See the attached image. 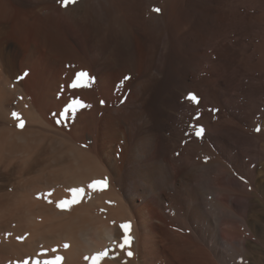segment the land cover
<instances>
[{
	"label": "bare ground",
	"instance_id": "obj_1",
	"mask_svg": "<svg viewBox=\"0 0 264 264\" xmlns=\"http://www.w3.org/2000/svg\"><path fill=\"white\" fill-rule=\"evenodd\" d=\"M99 1L102 2V4L99 3V5H97L96 3L97 7L99 6V8L100 7L102 8V10H105L108 13L110 12L114 17L113 18L114 23L118 26L121 25L123 26V21L125 19L126 11L124 12L123 7L120 5L122 1L121 2L120 0H99ZM132 1L137 6L133 2L132 4H134L138 8H141L143 6L144 0H132ZM150 1L151 0H149V2ZM186 1L187 0H178L177 7H179L181 3H182L181 5H183ZM214 2L215 1L206 0V3H203V5L201 4L202 10L200 13L201 14L200 18H198L199 20H196V13H193L194 18H192V14H190V17L194 21L193 34L197 38L199 37L201 39H205L206 36L211 31L213 34L216 35L220 33L223 27L228 26L231 28L230 36L231 38H233L235 36V31L239 23L245 21V18L241 15V8L239 6L238 0H229V2L226 5L222 7L219 6L218 8L214 5L215 4ZM49 3L51 2L49 1ZM124 3L122 4L125 5L127 2L125 4ZM129 3L131 4L130 1ZM189 3L192 4L191 2ZM195 3L196 0H194V4ZM5 4H6V0H2L0 2V32L2 33V31H5L6 35H4V37L14 39L16 43L15 47L17 48L15 54V58L18 63L17 66H19L23 74L25 72L28 73V75L24 77V81L22 83L23 87L22 85L19 84L21 89L19 90L22 91L21 92L22 99L20 101H22V106L24 109L23 111H26V109L30 108L29 113L30 112L34 114L37 113L38 116H40V118L43 116L44 119L45 116H47L50 119H52V117L55 118L54 114L56 111H58V107L61 104L60 101L56 99V94L57 91L60 90L59 85L62 84L60 83L62 78L61 76L64 74V73L62 75L60 74L62 70V66L67 60L86 59V56L84 55L85 53L83 54L78 39L75 37L74 32L68 25L69 22L67 16L65 15V10L61 8L59 9L57 7H53L49 4L42 5L39 8H37L39 6L38 4L33 8L28 7V18H24L21 14L25 12L26 9L19 4V6L22 7L18 6V12H19L18 17L17 18L13 17L14 18L13 20H10L11 16L9 17L10 25L8 26V31H7L5 30V24L1 22L7 14L10 15L7 10V8L10 5L7 7L8 4L6 6ZM11 5H13V2ZM125 6H127V4ZM97 7L95 8L97 9ZM23 8L25 9V11ZM90 8L92 9V7ZM127 8L126 9L128 10V12L129 10L132 9V7L130 6H127ZM15 9L16 8H14V12L17 11ZM145 9H147V6L146 8L144 7V10ZM33 10H35L36 12L34 15H31L32 14L31 12ZM47 10H49L48 13L46 12ZM134 10H136V8ZM130 12L132 13V11ZM146 12L147 11H145V13ZM151 13H152L151 15L153 16L154 13L152 11ZM151 15L150 17H152ZM213 17H215L214 21H213ZM254 17L260 23H264V9L260 10V13L254 15ZM128 18L131 17H129L128 15ZM155 19L158 20V18ZM175 19L176 20L173 23L172 30H173V34L179 38L182 29L187 24L186 23L187 21H185L180 16L179 17L177 16V18ZM4 20L6 23V18ZM146 22L148 23V21ZM144 25L146 26V24ZM58 28L62 29V32L59 34V36H55V40L53 41L52 48L50 49V45H49L51 41V39H49L50 36L49 35L47 36L49 39V41H47L45 35L47 34V31H50L51 29L58 30ZM58 32L56 34H58ZM182 36L184 37V35ZM262 36H264V29L261 30V37ZM180 42L181 41H178L176 43V49H178V51L180 52H183L185 51L183 49L184 44H180ZM59 46L62 48L66 47L68 53L66 54L64 52L66 50L64 48L65 50L63 52L65 53V55H62L60 61H58L57 64L56 55H52L51 50ZM61 50L63 49H60V51ZM58 52H56V54ZM105 58L103 61H105L108 57L106 59ZM100 63L103 64L105 62L103 63L100 62ZM9 66L6 64V58L0 54V177L10 179L9 172L14 171V173L19 175L20 178V179L17 178L16 185L21 186L23 183L27 184L26 182L27 176L29 180V177L31 176L30 174H33V172L39 173L40 175H43V181L41 182V186L35 187L34 191L35 190L42 191L45 188L49 190L48 193L46 194L44 190L43 191L44 193L43 195L40 196L41 197L40 199L36 198L34 199V201H30L28 203L27 215L25 213L24 214L26 215V218L28 220L26 221L28 222L27 224H28V230L30 229V234H28V236L25 238L24 241L23 239H21L22 242L14 241L12 239L14 235L11 236L12 235L11 233L9 238L8 235L7 237H4V235L0 236V241H1L0 256L2 259L6 260L8 258H13V257L22 258L26 255L28 256V253L31 252L34 253L36 250L40 249L41 251L39 250L40 253L38 255L41 256V258L47 259L48 254H49L48 256L49 258L55 255H57L55 257H59L62 254H66L67 261L69 260L71 262L72 260L75 261L79 260L80 261L79 264H87V262H85V260L87 261L86 255L88 254L92 256L96 255L95 253H98L99 251L102 250L104 246L110 243L113 245V247L112 246L111 247L114 248L113 252L116 253L115 256L116 258L113 259L112 262L106 259L104 261L106 262L105 264H115L118 263L117 260L120 261L121 259H123V261L125 260V264H233L234 263L233 255L234 256L241 255L244 257V259L252 258L253 262H257L258 264H263L262 262H264V163H263V167L261 168L258 165L257 171L258 172L260 171L259 172L260 174L256 171L255 165H256V161H259V163L261 161H264L263 160L264 159V118L263 119L255 118L254 120H251L249 119L250 117L245 116L244 117L245 119L243 120H239V121L232 120L226 125L227 133H230L231 135L232 134L244 135L245 139L242 142L247 147H250V149L252 148L255 150L254 153H252V151L249 149L251 152L250 153L248 150L246 151V149L248 148L245 147L246 148L245 154L246 152H248L250 154V157L247 158L248 160H245L246 158L244 159L245 160L243 161L244 164H242V166H244L243 171L240 167V170L243 172L242 176L238 175L237 177L235 176V178L232 177L233 173L230 170V169L234 170L235 162H233L232 160L233 158L227 160H223L225 157L222 158L221 162L226 167H229V171H228L229 175H227L226 173L225 174L229 176L230 180L235 179V182H233V184L235 183L240 187V189L236 188L237 191H235V188L232 190V188H230L229 186L227 187L223 183V180H221V177L224 176L225 174L224 175L220 174L221 175L220 180L217 178L219 181L214 180L210 175H208L207 177H203L199 174V164L197 160L195 161L194 155H192L189 152V149L195 148L197 150L199 147L198 146L199 144L196 143L195 140H193L194 138L190 140L188 139L189 137L187 138L186 136H183L181 134H178L177 137L172 136L170 138L167 136L161 137V135L159 137L156 134V132L152 130V127L148 125L150 120L149 121L147 120V122H145L143 126L140 125L139 127L137 126L139 122L137 124L136 122L142 119L145 113L141 106V103L139 102V96H142L143 98V95L140 94L144 93L142 92V90L147 84L146 83L147 81H145V85H144V81L143 82L141 81V83H139L138 85L137 83H135L137 86L134 85L136 88L134 87L135 88L134 93L132 92L133 95L131 98V107H129L130 105L125 106L124 104L123 105V107L125 106L124 108L120 106V108L122 109L120 108L113 110L111 109L107 118H105V120L103 121L102 125L99 123L100 126L98 123H96L97 121L95 122L92 121L95 120L96 118L92 119L90 117L92 115H90L89 117L84 116L83 115L84 113L82 112V115L84 117H87L86 120L87 122L89 121L88 118H91V121H89L88 123L84 121L87 124L84 123V125H82L84 127L81 128L82 130L80 134L83 135V137L86 138L87 135L95 136V134H97L96 137H93L95 138V142L98 143L99 141L102 140V142L106 143L107 146L108 144L112 145L114 142H118L122 138V135L124 134L127 135L128 137L127 141L125 140L126 149L127 147L131 146V143L133 144V142H136L134 143V145H132L133 148L130 147L132 149L135 148L136 153L134 154L128 153L127 157L124 155L126 157L124 161L127 159L128 160L131 159L128 162V164L130 165L132 162L134 164L135 172H132L131 170L132 175L129 178L130 183L127 184V186L129 185L131 192L135 193V198L137 197V199L135 200L134 203L133 202L130 203L128 198L129 196L128 195L126 196V194L124 193L125 195L124 194L122 195L124 196V199L123 200L121 199L122 200L121 208L118 209L116 208V210L113 209L114 205L108 206L104 203V206L106 208L108 207L109 211L113 215L114 213L115 216L127 213L131 217V219H129L130 221L127 222L130 223V236L132 238L131 244L130 247H126L124 250H121L119 247V243L121 242L122 230L119 227V225H121L119 221L113 223L111 220L102 219L100 218V216H98L99 212L97 215H92L89 208V204H87V201H83V200L79 204L75 203L70 205V207L63 209L58 208L56 206L57 202H60L65 199L67 200L72 199V194L69 191H67L68 188L67 189L63 188L62 185L63 183L64 184L66 183L70 187L71 185L73 186L80 185V187L85 186L87 188L89 183L85 181L86 180L88 181L90 177L96 178V176L99 175V173H102L101 171H103V169H106L104 168L106 165H104L101 161L102 158L100 153H98L95 150L96 143L95 144L92 143L94 146L91 145L89 148L90 149L89 152H87L89 154L86 153L85 155L83 154V152L82 153L78 152L77 146H76L77 148L75 147L76 149L71 147L73 150L71 148L61 146V144L63 145L64 140L60 141L61 144H59L60 142H58L57 140H55V142H53L54 141L53 139L51 141L46 140L45 137L47 136H45L42 140H38L39 138L36 139L33 136H32L33 138L31 137V139L29 137H27L28 138L27 139L24 138L23 131L17 132L18 136L17 135L14 136V133L12 135V132L16 133V128L10 126L13 125L10 124L11 119H13L11 118V115L14 112L13 103H14V99L16 98L15 95L17 94L15 92L19 90L14 88V84L12 82V77L10 74L11 72L9 71L11 68H9ZM106 67L108 66L106 65ZM97 68H100V66ZM101 71H103V68ZM125 71L126 69L123 68L122 70H119V73L117 70L116 72L118 74L116 75L111 74L113 70L110 73L106 71V73L103 72L102 74H100L103 79L101 83L105 87L104 88L105 92L109 93L112 90L114 84L113 82L119 78L120 73H124ZM120 77L122 78L123 76ZM16 84H17L16 87H19L18 83ZM28 99H29V103H28ZM144 101L145 100H143V102ZM28 104H30L29 106L31 107H28ZM143 107L145 106L143 105ZM27 112L23 114L28 115ZM92 117L94 118V116ZM45 120L44 122L46 123ZM49 121L50 120H47V123H49ZM33 122L34 121H32V123ZM54 123L56 125V122ZM103 124L106 125L104 126ZM135 127H138V130L140 129L141 131L140 133L138 132L136 135L133 136L131 131L132 128L133 130H135ZM257 127H259L260 131H256ZM59 129L60 127L57 129L59 133L60 131L61 133L62 132L64 133V135L62 133V137L64 138L65 136V139L67 141H72L71 143H73L80 135V134L76 135L77 134L76 127H74V129H71L72 131L69 130L71 131L70 133L69 132L65 133L66 130L62 131V129L60 130ZM58 131H56L55 133H58ZM20 132H22V135ZM81 138L82 137H78V139L80 140L84 139ZM182 141L185 142L184 148L185 150L188 151H183L182 153L180 152L181 153L180 156L178 158L176 157V159H178L176 161L179 160L181 161L179 167H176L177 164L176 165L174 164L175 157L172 154L173 150L171 148L175 144H176L175 148L179 147L178 144L180 142L182 144ZM229 141L228 142L226 141L225 143L222 142L219 148H221V150L227 149L228 153L230 152L232 153L233 147ZM100 144L102 145L103 143ZM21 148H23L24 150H22ZM25 149H28L27 153ZM160 149L162 151H160ZM86 150L84 151L86 152ZM213 150L214 149H212V152ZM242 151H244V149H242ZM217 155L219 157L222 156L218 152ZM140 157H143V159L141 160ZM239 158L241 159V157ZM213 163H214V159L211 160L208 164H210L211 167H213V165L215 167V164ZM113 167L114 165L111 164V168L110 167L107 168L109 170V174H111L110 181H114L115 179L119 178L115 176L116 171L114 172L115 168ZM204 167L208 168V165ZM123 171L125 172V170ZM123 171H122V175H123ZM104 172L105 170L103 171L102 174L106 175L107 173L104 174ZM119 179L121 180L124 178H119ZM12 180L14 179L12 178ZM86 183L87 186L85 185ZM68 186H65V188ZM31 188L34 187L32 186ZM111 191H113L112 188ZM49 193H51V195H49ZM98 193L101 196L104 194V193L101 194L102 192L100 193V191H98ZM98 193L97 191L88 192V195L92 197L91 201L93 203L104 201V200L100 201L101 197L98 195ZM208 194H212L214 195V197L216 196L217 198L219 197V199H217L216 197L214 199H217V201L219 200V202L221 204L223 203V205L220 206L221 204L219 205L218 202H216V200L209 199V197H207ZM11 195L12 193L0 187V208L4 207L6 204L9 203ZM113 195L116 196L115 194ZM118 198L119 197H117V199ZM49 200L53 202L49 203ZM167 200L173 202L172 204H175L178 211L180 210L179 212L181 216H178L179 214L172 216V214L167 212V208H169L168 206L169 204L166 206ZM114 204L116 203L114 202ZM184 208H186L185 210L187 216L186 220L182 217V213H181ZM6 211L8 210H5V212ZM9 213L7 214L10 215ZM2 214H0V230H3V232L6 229H11L10 226L13 220L17 219V221L18 220L21 221V219L15 216V214L10 216L6 215V213H4L3 215ZM126 221L123 223H126ZM23 226L26 227L21 221V226L18 227L21 228ZM182 228L185 230H182ZM22 231L20 233H22ZM15 236L13 238H15ZM64 240H68L67 242H71V245L66 243L67 247H65ZM44 249L46 251L47 250L49 251L47 256ZM129 250L133 253L131 257L127 255V251ZM63 256L64 255H62V258ZM75 264L78 263L75 262ZM91 264H94V261Z\"/></svg>",
	"mask_w": 264,
	"mask_h": 264
},
{
	"label": "rangeland",
	"instance_id": "obj_2",
	"mask_svg": "<svg viewBox=\"0 0 264 264\" xmlns=\"http://www.w3.org/2000/svg\"><path fill=\"white\" fill-rule=\"evenodd\" d=\"M1 1L2 0H0V2ZM49 1L51 3H49ZM129 1L131 2V4L129 3ZM177 1L178 0H174V1L173 0H151L149 2V0H146V1L144 0L143 6H142L143 8L142 7L138 8L136 7L137 5L132 0H124V1L120 0L121 2L120 5L123 7L124 12L126 11L128 14L125 12V19L123 21V26L122 25L118 26L114 23V19H113L114 17L110 12L108 13L105 10H102L101 7L100 8L99 6L97 7L99 3L102 4V2H100L99 0H77L75 4L70 5L67 8L61 7V5L57 3V0H15V1L6 0L5 6L7 4H8L7 7L10 5L8 8L6 7L10 15L7 14L8 16L6 15L1 21L3 22V24H5V30L8 31V26L10 25L9 17L11 16L10 20H13L14 19L13 17L15 18L18 17L19 4L22 5L26 9L25 11V9L23 8L25 12L22 11L23 13L21 14L24 18H28V7L33 8L34 6L39 4V6L37 7L39 8L42 5L49 4L53 7H57L59 9L61 8L65 10V15L67 16L68 22H69L68 25L74 32L75 37L78 39V42L80 44V48L83 54L85 53L84 55L86 56V59H81V60L71 59V60H67L63 64L62 70H61L62 73L60 72L61 75L64 73L61 76L63 79L61 78V81H60V83L62 84L59 83L60 90L57 91V94H56V99L60 101L61 103L59 106L60 108L58 107V111L55 112L54 114L55 118L52 117V119H50L47 116H45V119H46L45 120L44 116L41 117L42 118L41 119L37 113L35 114L31 112L29 113L30 108L26 109V111H23L24 109L22 106V101H20L22 99L21 97L22 91H20L21 90L20 85H22L23 87L22 83L24 81V78L19 79V80L17 79L18 77L23 75V72L21 71L19 66H17L18 63L15 58V54L17 51V48L15 47L16 43L13 38L4 37V35H6L5 31H2V33L0 32L1 33L0 35V54L6 58V64L8 66L10 65L9 68L12 69V70L11 69L10 70L8 69V70L11 72L10 74L12 77L14 88H16L17 90L20 89L19 91L15 92L17 94L15 95L16 98L14 99V103H13L14 104L13 111L19 114L21 120L24 123V128L15 126V125H18L17 123H20V121L18 122L11 115V118L13 119H11L12 123L10 122V124H13V125H10V126L13 128H16V133L12 132V135L14 133V136L16 135L18 136L17 132L23 131L24 138L29 137L31 139V137L33 136L36 139L39 138L38 140H42L45 136H47L45 137V139L48 141H51L52 139L54 140L53 142H55V140H57L58 142L64 140L63 145L61 144V142L59 143L61 144V146L68 147V148H71V147L75 148L77 146L78 152L80 153L83 152V154L85 155L87 152H89L90 146L91 145L94 146L93 144L96 143L95 150L98 153H100L101 158H102L101 161L104 165H106L104 168L106 169L109 167L111 168V164H113L114 165L113 168H115L114 172L116 171L115 176L119 178H124L126 180V181L124 179L120 180L119 178H117L115 179L116 181L114 180L115 182L110 181L111 174H109V170L107 169L106 171V169H103V171L105 170L104 174L107 173L106 175H103L102 174L103 171H101L102 173H99L100 176L97 175L96 178L90 177L91 179L89 178L88 181L87 180L85 181L90 184L92 181L107 178V188L104 189L103 191H100V193L102 192L101 194L103 193L104 194L101 196L99 195L97 191L98 195L101 197L100 201L104 200L103 202L93 203L91 201L92 197L88 195V192L94 191V190L88 189V187L86 188L84 186L83 188L87 189L86 190L87 194L82 195L81 201L77 203V204L81 203L82 200L87 201V204H89L91 214L97 215L99 212L98 216H100V218L102 219H108V220H111L112 222L119 221L121 224L125 222L126 220H127L126 223L129 222L130 221L129 219H131V217L127 213L120 214L117 216H115V213H114L113 215L109 211L108 207L106 208L104 206V203L108 206L114 205L113 206L114 208L113 207L112 208L116 210V208L117 209L121 208L122 200L124 199V196L122 195L124 193L126 194V196L127 195L129 196L128 198H129L130 203L131 202L134 203L135 200L137 199V197L135 198V193L131 192L129 185L127 186V184L130 183L129 178L131 177L132 172H135L134 164L133 162L130 165L128 164V162L131 159L130 160L127 159L124 161V159H126V157L128 156V153L129 154L136 153L135 148L132 149L133 148L132 145H134V143L136 142H133V144L131 143L130 147L132 148L127 147L126 149V141L128 137L127 135L123 134L122 138L118 142H114L112 145L108 144L106 146V143L102 142L101 140L99 141L100 143H103L101 145L99 142L98 143L95 142V138H93V137H96L97 134H95V136L87 135L85 138L83 137V135L80 134L82 130L81 128L84 127L82 125H84V123L87 122L86 121L87 117H89L90 115L94 116V118L90 116L92 119L96 118L95 120H92V121L94 122L97 121L96 123L98 124L100 123L102 125L103 121L105 120V118H107L111 109L112 110L119 109L120 106L123 107L124 104L125 106L130 105L129 107H131V98L136 88L135 86L141 83V81L142 82L144 81V85H145V81H147L146 82L147 84L145 85L146 90L144 87L142 90V92L144 93L140 94V95H143L144 99L142 98V96H139V102L141 103V106L144 112L146 113V115L144 113V117L136 122V124L139 122L137 126L138 127L139 125L143 126L144 123L147 122V120L148 121L150 120L148 125L152 127V130L155 131L159 137L161 135V137L167 136L170 138L172 136L177 137L178 134H181L183 136H186L187 138L189 137L188 139L190 140L194 138L193 140H195V142L199 144V145L197 144L199 147L197 146L198 147L197 150L195 148H191L189 149V152L192 155H194L195 161L197 160L199 164V174L201 176L207 177L208 175H210L214 180L219 181L221 177L220 174L224 175L226 173L227 175H229L228 173L229 167H226L221 162L223 157H225L223 160L233 158L232 160L233 162H235L234 170L230 169L231 172L233 173L232 177L235 178V176L237 177L238 175L242 176L243 174L242 171L244 167L242 166V164H244L243 161L248 160L247 158L250 157V154L248 152H246L245 154V149L248 148L246 149V151L248 150L250 152L251 150L252 153H254L255 151L254 149L252 148L250 149V147H247L242 142L245 139L244 135H238V134L231 135L230 133H227L226 125L232 120H235V121L243 120L245 119L244 118L245 116L250 117L249 119L251 120H254L255 118L256 119L264 118V36L261 37V30L264 29L263 27L264 23H260L254 17V15L260 13V10L264 9V0H238L239 6L241 8V15L245 18V21L239 23L235 31V36L233 38H231L230 36L231 28L228 26H225L222 28L220 33L216 35L213 34L211 31L206 36L205 39H201L199 37L197 38L193 34L194 21L192 18H194L193 13H196V20H199L198 18H200V15H201L200 13L202 10V5L203 3H206V0L204 1L196 0L195 4H194V0H187L183 5H181L182 4L181 3L179 7H177L178 5ZM188 1L191 2L192 4H190ZM211 1H215L214 5L217 8L219 6L220 7L224 6L229 2V0H224V1L223 0H211ZM12 2H13V5H11ZM124 2L125 3L127 2L126 3L127 6L132 7V9L129 10V12L127 10L129 7L127 8ZM132 2L136 6L132 4ZM122 3H124L125 5H123ZM197 5L198 6L200 5V6L198 7ZM22 6H19V7H22ZM146 6H147V9L144 10V7L146 8ZM90 7H92V9ZM95 7H97V9ZM14 8H16L15 10L17 11L14 12ZM133 8L134 9L136 8V10H134ZM155 8H159L160 11L159 12L153 11V9ZM48 11L49 10H47L46 12L48 13ZM130 11H132L133 14ZM134 11L136 12L138 11V12L136 13ZM145 11L147 12L145 13ZM151 11L154 13L155 16L151 15L152 14ZM35 12L36 11L33 10L31 12L32 13L31 15H34ZM138 13H140L141 15ZM171 13L173 14V16ZM190 14H192V18L190 17ZM128 15L131 18H128ZM150 15L152 17H150ZM177 16L178 17L180 16L185 21H187L186 22L187 24L182 29L179 38L173 34V30H172L173 23L175 22L176 20L175 18H177ZM5 18H6V23L4 20ZM155 18H158V20ZM107 20H108V23H107ZM214 20H215V17H213V21ZM146 21H148V23ZM144 24H146V26ZM58 30L51 29L50 31H47V34L45 35L47 38L46 39L47 41L51 39L50 44H49L50 49L52 48L53 41L55 40V36H59V34L62 32V29L58 28ZM57 32L58 34H56ZM48 35L50 36L49 39L47 37ZM182 35H184V37ZM178 41H181L180 44H184L183 49L185 51L180 52L178 51V49H176V43ZM55 48H57L58 50ZM55 48L51 50V53L52 55H56V58H57L56 61L58 64V61H60L62 55H65V53L67 54L68 51L66 47L62 48L59 46ZM60 49H63V50L60 51ZM55 51L56 52L59 51V52L56 54ZM104 58L106 59L105 61H103ZM8 60L9 62L11 61L12 63L11 62L9 63ZM100 62L102 63L105 62V63L101 64ZM106 65L110 67L108 68L106 67ZM99 66L100 68H97ZM122 67L126 69L124 73H120V76H123V77L121 78L119 76V78L113 82L114 84H113L112 90L109 93L105 92L104 90L105 87L101 83L103 79L100 74H102L105 70L108 73H110L113 70L111 74L116 75L119 73V70L123 69ZM102 68H103V71H101ZM113 68H115L116 70ZM117 70H118V73L116 72ZM81 71L88 73L89 76L92 78L90 81L88 80L87 77L85 78L84 83H87L88 86L71 87L70 85L74 81L75 74ZM106 71L104 73H106ZM126 76L130 77V79L124 80V77ZM144 78L146 79L148 78V79L146 80ZM16 83H18L19 87H16L17 86ZM135 83H137V85ZM188 93L196 94L199 97V103L194 104L188 101L187 99H185ZM143 100L145 101L143 102ZM74 101L81 102L75 105V108H76L75 112H72L69 109L66 116L62 115V113L65 112V109L68 108L69 105L73 104ZM101 101H104V103L101 104ZM28 103H29V99H28ZM29 105L30 104H28V107H31ZM143 105L145 107H143ZM26 112L28 113V115L23 114ZM82 112L84 113L83 115L87 117H84L82 115ZM35 116H37L38 118ZM39 118L43 121H41ZM91 118H88L89 121H91ZM78 119L79 120L81 119L80 123H83V124H80ZM44 120L46 121V123H47V120H50V121L49 123L46 124ZM32 121H34L36 125L34 124V122L32 123ZM54 122H56V125ZM103 125L105 126L106 124H103ZM30 126H33V127H30ZM56 126L58 128L60 127L62 131L66 130L65 133L66 132L70 133L72 131L71 129H74V127H76V132H77L76 135L80 134L78 137H82L81 139L84 138L85 140L84 139H83L84 141L80 140L77 137L78 140L76 139L74 141L75 143L76 142L77 143L76 144L74 142L71 143L72 141H67L65 139V136L64 138L62 137L63 132L61 133L60 131L59 133V131L57 130L58 128ZM138 127H135V130H133L132 128L133 132L131 131V133L133 136L136 135L138 132L140 133L141 130L140 129L138 130ZM201 127L203 128V132L201 136L198 137L195 133ZM32 129H33V132H32ZM56 131H58V133H55ZM20 133L22 135V132ZM36 134H37V137H36ZM28 135H31V136H28ZM224 139H227V140H224ZM226 141L227 142L229 141L230 144L232 145L233 147L232 153L231 152L228 153L227 149L221 150V148H219L222 142L225 143ZM180 144L181 142L178 144L179 147H177L178 145L176 146L177 148H175L176 144L171 148L173 150L172 154L175 157V161L178 160L176 159V157L178 158L183 151H188V150H185L184 148L185 147L184 141H182L181 145ZM72 145L73 146L75 145V146L73 147ZM78 145H81L82 147ZM240 147H243V148H240ZM21 149L24 150L23 148ZM212 149H214L213 152H212ZM242 149H244V151H242ZM84 150H86V152ZM209 150L213 154H211ZM25 151L27 153L28 149H25ZM160 151L162 150L160 149ZM217 152L222 156L219 157L217 155ZM239 157H241L242 160ZM140 159L142 160L143 157H140ZM213 159H214L213 164H215V167L213 164H212L213 167H211V165L208 164ZM175 161H174V164L175 165L177 164L176 167H179V165L181 164V161L180 160L176 162ZM263 163L264 161H261L260 163L259 161H256V165H257V166L255 165L256 171L258 169V165L260 168L263 167ZM206 165H208V168L204 167ZM240 167L242 171L240 170ZM122 168L123 170H125V172L122 170ZM122 171H123V175H122ZM13 173L14 171L9 172L10 179L0 177V184H1L0 187L12 193L9 203L6 204L4 207L0 208V214L3 213V210H4V213H6V215H8L7 213L9 212H10L9 213L10 215L15 214V216L21 219V221L26 227L23 226L21 227L22 229L19 228L21 226V221L19 220L17 221V219H15L11 223V226H10L11 229H6L4 232L3 230H0V236L4 235V237H7L8 235V238H9L11 234H12L11 236L13 235L15 236L17 233L15 238H13L14 237L13 236L12 239L16 242L17 241L20 242L21 239H23L24 241L25 238L28 236V234H30V229L28 230V224H27L28 220L26 218L27 210H28L27 209L28 203L30 201H34V199L36 198L40 199L41 198L40 196L43 195L44 193L43 191L45 190V194H46L48 193L49 189L45 188L42 191L41 190H38V191L35 190L37 192L34 191L35 187L41 186V182L43 181V175H40L39 173L33 172V174H30L31 176L29 177V180L27 176V179H26L27 184L23 183L21 186L16 185V181H17V178H19V175L15 173L13 174ZM226 174L221 177V180H223V183L227 187L229 186L230 188H232V190L234 188H235V191H237V189H240L238 185H236L235 183L233 184V182H235V179L230 180L229 176H227ZM12 178L14 180H12ZM87 183L85 184L86 186H87ZM62 185L64 189L68 188L67 191H69V189H72V188L82 187V186L80 187V185H74V186L71 185L72 187L71 188L66 183L65 184L63 183ZM32 186L34 188H31ZM65 186H68V187L65 188ZM111 188L113 189V191H111ZM113 194H115L116 196H114ZM29 197L33 200H31ZM117 197L119 198L117 199ZM207 197H209V199L211 200H216V202H218L219 205L221 204L219 200L217 201L219 197L217 198L215 196L217 199H214L215 197L212 194H208ZM114 202L116 204H114ZM172 203L173 202L167 200L166 206L169 204L168 205L169 208H167V212L172 214V216L178 215V214H179L178 216H181L179 212L180 210L178 211L175 204H172ZM222 205L223 203L220 206ZM5 210H8V211L5 212ZM185 210L186 208H184L181 213H182V217L186 220L187 216H186ZM189 228H190V225H189ZM20 229L21 231L23 230L22 233H20L21 232ZM182 230H185V229L182 228ZM67 241L68 240H64L65 245L66 243L71 245V242H67ZM0 244H1V241H0ZM108 244L104 246L101 251L98 252V253L105 252L104 250H107L106 254L103 257L95 261V264L97 263L105 264L106 262L104 261L106 259L112 262L113 259L116 258L115 257L116 253L113 252L114 248H112L113 245L110 243ZM39 250H36L38 252L35 251L34 253L32 252L28 253V256L26 255L27 257L24 256L22 258L13 257V258H8L5 260V259H2L0 256V260H1L0 264H8V263L9 264L11 263L12 264H37V261H39L40 264H44L43 261L48 260V259L55 260L56 258L55 256H57V255L53 257L50 256L51 258H49L48 257L49 251L48 250L46 251L44 249L46 256L47 254L48 256H47V259L41 258V256L38 255L41 251ZM98 253H95V254H98ZM62 255H64L63 258H62ZM62 255H60L61 257L59 256L60 259L58 261H55L56 264H71V263L75 264V262L78 264L80 263L79 260H76V261L72 260L71 262L68 260L69 261L68 262L66 254H62ZM89 255L90 254L86 255L87 261L85 260V262H87V264L93 263V259L91 258L96 256V255H93V256L92 255L89 256ZM233 261H234L233 264H258L257 262H253L252 258L244 259V257L241 255H235V256L233 255ZM117 262L118 263H115V264H125V260L123 261V259H121L120 261L117 260ZM262 263L264 264V262Z\"/></svg>",
	"mask_w": 264,
	"mask_h": 264
},
{
	"label": "snow or ice",
	"instance_id": "obj_3",
	"mask_svg": "<svg viewBox=\"0 0 264 264\" xmlns=\"http://www.w3.org/2000/svg\"><path fill=\"white\" fill-rule=\"evenodd\" d=\"M77 2V0H57V3H59L61 5V7L67 8L70 5H73ZM153 11L155 12H159L160 9L159 8H155L153 9ZM28 73L25 72L22 76L18 77L17 79H23L25 76H27ZM88 78V80L90 81L92 78L89 76L88 73L81 71L75 74L74 77V81L73 83L70 85L71 87H79V86H88L87 83H84L85 78ZM130 79V77H124V80H128ZM185 99H187L188 101L194 103V104H198L199 103V97L194 94V93H188L187 96L185 97ZM81 103L80 101H74L73 104L69 105L68 108L65 109V112L62 113V115H67L69 109L72 112H75L76 108L75 105ZM104 101H101V104H103ZM90 107V106H89ZM12 116L14 119H16L17 121H20V123L17 125L20 128L24 127V123L21 120L20 116L18 113L13 112ZM256 131H260L259 127H257ZM203 132V128L201 127L198 131H196V135L199 137L201 136ZM88 189L94 190V191H103L104 189L107 188V178L101 179V180H96V181H92L88 186ZM69 191L72 194V199L71 200H62L60 202H57L56 206L58 208H67L70 207V205L78 203L81 201L82 199V195H86L87 191L85 188L81 187V188H72L69 189ZM49 195H51V193H49ZM53 201L49 200V203H52ZM114 223V222H113ZM120 229L122 230V236H121V242L119 243V247L121 250H124L126 247H130L131 244V236H130V223H122L121 225H119ZM65 247H67V245H65ZM105 252H100L98 254H96L95 257H93V261L95 264V261L99 260L101 257H103L105 254ZM127 255L129 257H131L133 255V253L129 250L127 251ZM60 259V257H56L55 260H45L44 264H55V261H58ZM87 259V257H86ZM37 264H40L39 261H37Z\"/></svg>",
	"mask_w": 264,
	"mask_h": 264
}]
</instances>
